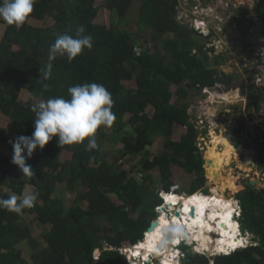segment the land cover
I'll use <instances>...</instances> for the list:
<instances>
[{
	"label": "trees",
	"instance_id": "1",
	"mask_svg": "<svg viewBox=\"0 0 264 264\" xmlns=\"http://www.w3.org/2000/svg\"><path fill=\"white\" fill-rule=\"evenodd\" d=\"M132 3L133 0H104L111 14L110 26L95 23L98 9L94 0H37L29 18L51 17L54 22L46 27L26 21L17 28L4 22L6 29L0 40V113L19 131L10 139L0 128V144L8 148L7 155L0 154V198L16 195L19 199L27 186L34 187L39 196L35 206L24 209L22 214L0 209V264H126L118 249L143 239L157 217L155 207L162 203L152 186L151 171H159L161 189L169 193L174 184L172 164L195 174L188 195L204 186V159L197 146L199 130L191 120L189 100L191 95L193 99L201 95L203 87L218 85L220 75L211 66L219 65L223 58L211 57L213 49L199 42L202 33L177 20L179 0H140L135 21L127 17ZM255 9L263 23L260 31L264 36V6L257 2ZM236 22L243 33L248 32L245 17ZM80 28L84 35L92 36L91 50L84 49L71 62L60 56L49 61V46L56 35L75 36ZM148 37L153 51L146 47ZM49 62L53 66L51 78L38 80L39 68ZM125 81H134L135 88L127 87ZM86 82L103 84L112 94L116 119L110 135L123 145L118 151L120 158L143 156L137 164L142 181L129 176L126 169L114 170L109 164L107 153H102L107 136L104 127L96 133L98 148L91 151L86 150L87 141L60 149L54 137L26 160L34 177L22 178V172L11 163L13 149L9 141L20 134L32 135L35 113L31 107L35 104L31 98L22 102L20 92L39 93L42 100L69 99L68 88ZM248 99L246 109L254 106L258 110L259 96L254 88ZM238 116L235 133L239 134L246 119L242 113ZM182 123L186 132L173 140L175 125ZM156 136L163 138V150L151 155L147 149ZM260 145L257 161L264 163V135ZM63 150L71 156L61 161ZM61 186L74 192L68 208L61 197H53ZM235 198L241 210L240 228L243 232L250 230L253 237L257 235V243L211 257L194 253L190 244H184L180 248L181 264H264V188L248 186ZM27 214H35L40 225L49 226L42 236L45 246L41 249L32 236ZM24 243L33 250L31 261L22 255L20 246ZM96 249L100 254L94 258Z\"/></svg>",
	"mask_w": 264,
	"mask_h": 264
},
{
	"label": "rangeland",
	"instance_id": "2",
	"mask_svg": "<svg viewBox=\"0 0 264 264\" xmlns=\"http://www.w3.org/2000/svg\"><path fill=\"white\" fill-rule=\"evenodd\" d=\"M248 1L249 0H247V2ZM139 3H140V0H133V3L129 9L128 14H127L128 19L133 20V21H135L137 19ZM94 5L98 9V13H97V16L95 18V23L110 26L111 14L107 10V8L105 7L104 0H94ZM251 5H252V3H251ZM253 5H255V4H253ZM213 11H214V13H218V14L220 13L221 16L218 17V19H214V17H212L213 16L212 11L205 9L204 12L202 13V17H205V19L208 20V22H211V25H214L215 22H218V25L223 24L222 30L225 33H228L230 31L231 35H233V33H235V28H234L235 26H234V24H232V23L230 24V22H229L230 19H233V13L229 9L227 11L226 10H213ZM209 15L212 17L213 20H211V17H209ZM27 22L29 24L37 26V27H46V26L52 25L54 20L48 16H46L44 19H36V18L30 17V18H28ZM5 29H6V23H4V21L0 20V40L4 35ZM205 30H207V29H202V31L206 34ZM223 40L225 43V39H223ZM146 41L148 42L146 47L149 48L150 51H153L154 47L151 45L150 37H148ZM201 41H203V38L200 36L199 42L201 43ZM233 41L235 42V40H233ZM243 41L239 40V43L237 42V44L232 45V47H231V49H232L231 54L232 55H230L228 57L229 60L231 58H233L235 60L236 55L238 56V51L242 52L241 51L242 47L240 48V46H244V48H245ZM221 43L217 44V46H216L217 51L221 50V47H220ZM210 55H211V57L214 56V54L212 52L210 53ZM227 56L228 55H224V57H227ZM224 61H225V58H224ZM221 62H222V60H221ZM245 62L246 61H244V63ZM244 67H245L244 69H246V71H248V76L246 78L243 77V79L238 80L240 82L239 86L235 87V89H233L232 91H230V92L227 91L228 93H222V94L218 93V94H220V97H222V99L224 98L225 100H223L221 102H219L217 100L219 103L213 102V107H210L211 105L209 103H207L205 100L204 101L202 100L203 102H201L200 100L197 101L196 98L193 99L192 95L190 97L191 99L189 100L190 101L189 102L190 103L189 113L191 114L192 122L195 123L197 129L199 130V135L197 137V146L201 152L200 154L202 155V158L204 159L203 174H204V177L206 178V182H205L204 186L202 188L198 189L196 194H199V195L203 194V193L207 194V195L211 194L210 189H211V186L213 185L212 184L213 181H211L210 178H208V168L210 167L211 154L209 153V151H208L209 149L207 146L210 143V138L212 135V134L210 135V133H212V131L214 133H216V131H218L222 127L224 129H227L237 139L239 138V140H241V142L242 141L246 142V140H249L252 143V139L257 138V135L260 132L259 129L260 128L264 129V83L262 81H259V82H262V84L260 85L258 82V79H261V78L257 75L260 73H259V71H257L256 65L253 64V66L251 68H250V66H244ZM219 72H223V71L218 70V74H219ZM237 74H238V76H243V74L241 72H238ZM244 79L246 80V82H244ZM124 83L127 87L135 88V86H136L134 81H125ZM252 88L255 89L256 93L259 96V103H258L259 109L258 110H256V108H253V107H251L250 109H246L247 105H248V101H249V99H247V95L251 94ZM171 89H172V91H175L174 87H172ZM199 96H201V95H199ZM19 97H20L22 102H27L29 100V98H31L32 103L35 105L38 104L42 100L39 93L31 95L27 90H22L20 92ZM261 97H262V99H261ZM174 99H175V97H173V100ZM191 109H195V111L191 112ZM146 112H148V114H151V110L149 108L146 109ZM239 113H242L246 117L245 118L246 124H245L244 129L242 130L243 132L238 134V133H235V131H236V129H238L237 118L239 117L238 116ZM212 121L216 122L217 126H215V128H217V129H213L214 126L211 123ZM212 126H213V128H212ZM0 128L5 129L6 135L10 139H12L14 135H17V132L19 131V129H17V127L14 124H12L11 120L4 117L1 113H0ZM104 130L107 133V136H106L105 141H104L103 146H102V153L103 152L107 153L106 155H107V159L109 160V164L112 165L114 170H117V168L126 169L129 172V176L134 177L138 182H141L142 181V174L137 169V164H138V160L140 158H143V156L139 155L136 157H129L127 160H126V158H123V157L120 158L118 151H120V149L123 148V145L119 142V140L116 137H114V136L112 137L110 135V133H111L110 127H104ZM204 131L206 133H204ZM185 132H186V127L184 125H181V124L175 125V127L173 129V133H172V139L173 140H179L180 137ZM20 135H22V134H20ZM162 143H163V138L161 136H156L154 139V144L152 146L148 147L147 151L151 155H157V154L161 153L163 150ZM252 144H253V148H252L253 151H251V150L246 151V150L241 149V151L238 152V155L233 157L229 161V164L227 166L223 167L224 168L223 176L231 175L233 177V181H235L236 185L239 186V189H241V187L243 185L241 183V181L243 180V178L246 177V175L251 176V179L257 180V182L260 184L258 186L264 187V172H262V171H264L263 165L262 164L260 165V163L257 164L254 161V158H255L254 156L256 154V152H255L256 146L254 143H252ZM244 145L246 146V144H244ZM260 147H261V145L258 144L257 148L259 149ZM218 148L222 149V147L220 145ZM0 154H2V155L8 154V148L5 145L0 144ZM263 154H264V149H263ZM70 156H71L70 152L63 150L59 155V159L61 161H64L66 159H69ZM248 156H250V157H248ZM205 157H208V160ZM244 158H245V161H244ZM205 161H206V163H205ZM207 161H209V163H207ZM171 172H172L171 180L174 183L171 187L172 190H174V192H176L177 194L180 193V194L187 195L189 193L188 190L190 189V187L192 185V181L195 177V174L187 172L178 164H172L171 165ZM150 174L152 176V186L154 187L155 194H157V195L159 194V196H160V192L162 191V189H161V174L159 173V171L157 169L152 170ZM222 183H224V181H222ZM204 189H207V193L204 192ZM29 192H37V190L32 186H27L25 188L23 194H22V197H23V195H25L26 193H29ZM221 193L225 197H230V198H232V197L234 198V196L236 195L235 194L236 192H234V193L230 192L229 189H226L224 192H221ZM229 195H231V196H229ZM55 196L61 197L64 200L66 208H68V206L70 205V203L72 202V200L74 198V192H70L69 189H66L65 187L61 186V187L57 188V190L53 193V197H55ZM232 200H234V199H232ZM233 204L235 207H237L235 201H233ZM165 205L168 206L166 201H165ZM159 207H160V205H159ZM154 210H155L156 214L159 215V212L161 209L155 207ZM166 210H168V213H166V211H165L166 216L170 212H172L169 210V208H167ZM25 217H26L27 223L29 224L33 238L37 239L40 243L39 249L43 248L45 246V241L43 240L42 236L49 226L40 225L39 222L35 218V214H27ZM248 224H249V222H248ZM247 226H249V225H247ZM239 230H240V233L246 237L244 239V243L245 242H247V243L243 244V246H245V245L249 246L250 244H252L253 242L251 241V235H250L251 233L249 232L250 230L248 231L250 234L247 232H243L240 228H239ZM253 238L256 240H259L257 235H255V237H253ZM187 242L188 241L186 240V243ZM20 248L22 249L23 257L28 259V261H31L32 260L31 254L33 253V250H31L29 248V246L25 243L22 244L20 246ZM197 248L199 249L198 244L196 245L195 248L192 247L191 250H193L194 252H197L201 255H205L207 257H211V256H215L216 254H219L218 252H216L212 249L210 250L211 252L206 251V250H202L203 251L202 252V251L196 250ZM178 251H179L178 253H180V249ZM170 252L171 251H168L169 254H170ZM99 254H100V250H95L94 258H97ZM220 254H222V253H220ZM176 255H177V252H176ZM152 257H153V263L155 264V262H156L155 258H157V257H154V256H152ZM176 258H177L176 259L177 263L179 262L181 264L182 259L178 260L179 256H177ZM158 259H160V257H158ZM137 262H139V261H137Z\"/></svg>",
	"mask_w": 264,
	"mask_h": 264
},
{
	"label": "clouds",
	"instance_id": "3",
	"mask_svg": "<svg viewBox=\"0 0 264 264\" xmlns=\"http://www.w3.org/2000/svg\"><path fill=\"white\" fill-rule=\"evenodd\" d=\"M36 3L37 0H0V20L6 22L8 25H15L19 28L27 21ZM185 25L193 28L195 31H200L192 27V24L189 25L185 23ZM83 32V28H80L77 30L75 36L67 33L57 34L54 42L49 46V61L55 60L57 56H60L66 57L67 60L71 62L78 57L84 49L91 50L93 47V38L90 35H84ZM261 56L262 59H264V52L261 53ZM52 67L51 62L46 66L40 67L38 80H49L52 74ZM257 71L264 72V63L257 64ZM44 87L47 88L48 85L45 84ZM67 91L70 97L69 99L53 97L41 100L38 104L33 105L31 111L35 113V119L32 135H20L9 141L13 149L11 163L17 166L22 172V178L30 180L34 177V171L31 166L26 163V160L32 157L37 148L42 150L54 137L60 149L64 146L79 145L87 141L86 150L91 151L98 148L96 140L98 129L101 127H111L113 125L116 119L115 113L112 110L114 100L112 94L103 84L86 82L69 87ZM162 191L166 194L169 193L164 190ZM173 191L174 190H172V192ZM38 196V192H29L19 199L16 195H11L7 199L0 198V209L22 214L24 209L35 206ZM159 197L162 200L161 205H165V198H163V196ZM233 201H235L237 205V207L234 206L233 218L239 225L238 218L240 217L241 210L237 200ZM166 213H168V210H166ZM158 218L159 215L157 214L156 219ZM238 227L240 228V225ZM146 234L147 231L143 234L142 240L146 239ZM240 237L245 238L241 233ZM177 239L180 240H178L177 244H174L173 248L178 251L181 246L185 244L186 240L183 238L182 229L179 225H172L165 228L159 242L160 248L162 250L166 249ZM141 241H138L134 245L118 249L120 255L125 259L126 264H137V261L145 264L143 255L134 256L131 253V249L141 244ZM182 241H184V243H182ZM251 241L253 243L249 246L257 243V240L253 237H251ZM189 244L190 250L197 245L195 241L189 242ZM249 246L245 245L238 249ZM238 249H234L228 253H221L227 255ZM191 251L194 252L193 250ZM182 255L183 253L180 249V253H177V256H179L178 260L182 259ZM151 257V264H154L153 257ZM155 259V264L157 262L160 263L161 259ZM177 264L180 263L178 262Z\"/></svg>",
	"mask_w": 264,
	"mask_h": 264
},
{
	"label": "bare ground",
	"instance_id": "4",
	"mask_svg": "<svg viewBox=\"0 0 264 264\" xmlns=\"http://www.w3.org/2000/svg\"><path fill=\"white\" fill-rule=\"evenodd\" d=\"M211 123L214 126L212 128L217 129L215 128L217 126L216 122L212 121ZM210 135V143L207 147L211 154L210 167L208 168V178L213 181L210 189L211 194L199 195L196 192L188 196L184 194L162 193L168 206L165 205L164 211L160 210L159 224L154 231L148 232L146 239L131 249V253L134 256L143 255V261H147L152 255L157 258L160 257L161 264H177L176 252L178 253V251L173 247L180 239H177L163 250L159 245L163 230L172 225L180 226L184 239L189 240V242L196 240L195 242L199 247L196 250L199 251L206 250L211 252L210 250L212 249L218 253H228L247 243H244L246 237H240L239 225L233 218L234 204L232 198L225 197L221 193L226 189H229L233 193L239 189V186L233 181L231 175L223 176V167L227 166L229 161L238 155V152L241 151V145L235 148L234 145L237 142L235 136L222 127L216 133L212 131ZM219 145L222 149L218 148ZM190 205L195 207L196 216L194 218L187 216ZM177 207H179V211L181 212L179 217H175L173 213L165 215L167 208L170 211H174ZM168 251H171L170 254ZM137 264H142V262H137Z\"/></svg>",
	"mask_w": 264,
	"mask_h": 264
},
{
	"label": "crops",
	"instance_id": "5",
	"mask_svg": "<svg viewBox=\"0 0 264 264\" xmlns=\"http://www.w3.org/2000/svg\"><path fill=\"white\" fill-rule=\"evenodd\" d=\"M257 2H261L262 5L264 6V0H249L248 2L247 0H179V4L177 6V10H178L177 20H179L180 22L182 21L183 23H187L189 25L194 23V25L199 28L198 30H200L198 32L202 33L203 43L205 44L206 49L212 48L213 51L211 52L214 54V56L216 55L222 56L223 58L222 62L219 65L212 64L211 67H215L217 70L219 71L221 70L223 72H226L225 74L229 73L230 75L233 76V79H232L233 87L231 90L239 86L240 82L238 80L243 79V77L246 78L248 76V71L244 69L245 68L244 66H250L251 68L253 64L257 66V64L259 63H264V59H262V56H261V53L264 52V36L262 34V31H260L261 28L263 27V23L260 17L256 15L255 7H256ZM139 6H140V3H139ZM205 9H208L210 11H213V10H226L227 11L229 9L233 13V19H230L229 22L230 24L231 23L234 24L235 33H233V35H231L230 31L228 33H225L222 30L223 24L218 25V22H215L214 25H211V22H208V20H206L205 17H202V13L204 12ZM243 9L247 10V13L245 12L243 13L242 12ZM219 14L214 13L213 11L212 17H214V19H218V17L221 16V14L220 15ZM212 17H211V20H213ZM243 17H245L244 25H247L248 27L247 33H243L244 29L240 27L238 23L236 22L237 20L240 21ZM202 29H207L205 30L206 34L202 31ZM223 39H225V43ZM233 40H235V42ZM239 40L241 41L244 40L243 43L245 45V48L244 46H240V48L242 47L241 48L242 52L238 51V56L236 55L235 60L233 58L229 60L228 57L232 55L231 47L232 45L237 44V42L239 43ZM218 43H221V46H220L221 50L219 51L216 50L217 48L216 46ZM224 55H228V56L224 57ZM224 58H225V61H224ZM244 61L246 62L244 63ZM238 72H241L243 76H238L237 74ZM259 73L260 74H257V75L261 78L262 82L264 83V72H259ZM218 75H221V72H219ZM244 82H246L245 79H244ZM217 86H216V89H217ZM218 87H220L221 91L225 93L224 88H223L224 85L218 86ZM219 93L222 94L221 92ZM220 98L221 100H219V102L225 100L224 98L222 99V97ZM247 99H248V95H247ZM204 100L205 99L203 98V101ZM203 101L201 100V102ZM209 104L211 105L210 107H213V103H209ZM252 107L254 108V106ZM259 131L260 132L257 135V138L252 139V143H254L256 146V151H255L256 154L254 156L255 157L254 161L257 164L258 163H260V165L262 164L263 169H264V163L257 161L259 160V154H258L259 152H258L257 147H258V144H260L261 136L264 135V129L260 128ZM236 140L239 141L240 143L239 145H242L241 149L246 150V151L248 150L253 151L252 150L253 144L251 143V141L246 140V142H243V141L241 142L239 138L238 139L236 138ZM244 144H246V146ZM243 179L244 181H241V183L243 184L241 189L236 191L235 194H237L239 191L244 190L246 188L245 181H247V177ZM252 187H255L257 189L264 188L262 186H258V187L252 186ZM232 199L236 200L235 196L234 198L232 197ZM250 235L251 237H253L252 234ZM187 241L188 242L186 243V240H185V244H189V240Z\"/></svg>",
	"mask_w": 264,
	"mask_h": 264
},
{
	"label": "water",
	"instance_id": "6",
	"mask_svg": "<svg viewBox=\"0 0 264 264\" xmlns=\"http://www.w3.org/2000/svg\"><path fill=\"white\" fill-rule=\"evenodd\" d=\"M229 78H230V77H229ZM226 80H227V79H226L225 76L220 77L219 80H218V86H223V85L225 84ZM218 86H217V91L223 93V92L221 91V88L218 87ZM231 89H232V87H227V89H224V92H225V93H228V92L232 91ZM227 91H228V92H227ZM196 100H197V101H199V100H200V101L203 100V99H202V96H198V97H196ZM194 111H195V109H191V112H194ZM181 125H184V124L182 123ZM239 144H240L239 141H237L236 144L234 145V147L237 148V147L239 146ZM207 163H209V161H207ZM255 185H260V184L257 182V180H255V179H249V180L245 181V187H248V186H255ZM179 207H180V206H179ZM179 207H177L176 210H174V211H172V212H170V213H173V215H174L175 217H179L180 214H181V212L179 211ZM160 209H161L162 211H164V210H165V207L161 205ZM181 211H182V210H181ZM187 216L190 217V218H194V217L196 216L195 207H193L192 205L189 206V209H188V211H187ZM158 224H159V220H158V219L152 221L151 224H150V226H149L148 229H147V233H148V232H151V231H154V229L157 227ZM150 263H151L150 259L147 260V261H145V264H150ZM156 264H161V263H158V262H157Z\"/></svg>",
	"mask_w": 264,
	"mask_h": 264
},
{
	"label": "built area",
	"instance_id": "7",
	"mask_svg": "<svg viewBox=\"0 0 264 264\" xmlns=\"http://www.w3.org/2000/svg\"><path fill=\"white\" fill-rule=\"evenodd\" d=\"M192 27H195V29H199L198 27H196L195 25H193V23H192ZM259 81H262V80L261 79H258V82ZM259 84L261 85L262 82H259ZM218 93L219 92L217 91L216 87H213V88H211V87H203L201 89L202 99L204 98L207 103H213V102H216L217 100L218 101L221 100L220 94H218ZM162 193L163 192L161 191L160 192V196H163ZM162 206L165 207V205H163V204H162ZM157 208L160 209L159 206Z\"/></svg>",
	"mask_w": 264,
	"mask_h": 264
},
{
	"label": "flooded vegetation",
	"instance_id": "8",
	"mask_svg": "<svg viewBox=\"0 0 264 264\" xmlns=\"http://www.w3.org/2000/svg\"><path fill=\"white\" fill-rule=\"evenodd\" d=\"M226 72H221V75H220V77H222V76H225L226 77V83L224 84V89H227V87H233V81H232V79H233V76L232 75H230L228 72V74H225ZM230 77V78H229ZM246 177H247V180H249V179H251L250 177L251 176H249V175H246ZM242 181H244V179L242 180ZM255 186H258V185H255Z\"/></svg>",
	"mask_w": 264,
	"mask_h": 264
}]
</instances>
